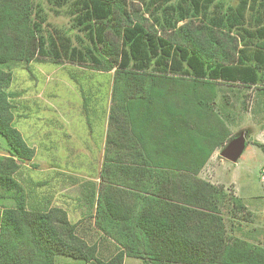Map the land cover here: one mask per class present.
<instances>
[{
    "label": "trees",
    "instance_id": "1",
    "mask_svg": "<svg viewBox=\"0 0 264 264\" xmlns=\"http://www.w3.org/2000/svg\"><path fill=\"white\" fill-rule=\"evenodd\" d=\"M45 3L68 17L66 29L48 21ZM31 62L113 71L93 212L84 215L92 243L78 233L82 218L28 205L15 178L34 149L14 126L10 68ZM217 82L264 94V0H0V204L12 201L0 211V264H264V246L227 234L222 208L235 216L243 200L199 177L232 137L213 143L219 128L200 125L222 113ZM174 84L185 110L170 105ZM102 241L114 245L104 255Z\"/></svg>",
    "mask_w": 264,
    "mask_h": 264
},
{
    "label": "rangeland",
    "instance_id": "2",
    "mask_svg": "<svg viewBox=\"0 0 264 264\" xmlns=\"http://www.w3.org/2000/svg\"><path fill=\"white\" fill-rule=\"evenodd\" d=\"M43 6L48 21L66 29L68 17L52 12L46 3ZM28 68L22 64L10 68L13 79L8 90L17 93L11 99L14 126L34 149V156L20 164L15 178L28 205L60 206L67 210L72 222L82 218L78 233L92 243L97 235L92 221L85 220L84 215L93 212L88 201L98 183L113 71H92L67 63L31 62ZM222 83H214V90L219 94V99L214 100L215 112L217 105L230 104L236 115L232 128L224 127L225 133L219 129L222 133L215 139L226 137L227 133L233 137L243 131L246 146L236 162L215 157L199 177L216 186L223 185L225 191L243 200L245 208L235 216L228 210V203L222 208L227 234L264 246V183L259 179L264 151L256 144H264V94L242 86V90L233 92L232 86ZM181 89L173 91L177 99L173 97L170 105L185 110L187 104L177 97L185 91ZM216 115L200 124L202 128L210 129L208 125ZM3 155H6L5 144L0 137V156ZM11 205V200H3L0 211ZM232 220L234 226H231ZM99 246L102 255L107 254L104 248L114 247L110 241H102ZM58 263L80 264L65 257H59ZM124 264H141V261L126 257Z\"/></svg>",
    "mask_w": 264,
    "mask_h": 264
},
{
    "label": "crops",
    "instance_id": "3",
    "mask_svg": "<svg viewBox=\"0 0 264 264\" xmlns=\"http://www.w3.org/2000/svg\"><path fill=\"white\" fill-rule=\"evenodd\" d=\"M222 85L223 86H225L223 83H222ZM222 86V87H223ZM175 87H177V84H174V86H173V91H176V89L177 88H175ZM229 87V86H228ZM231 89H233V92H236V91H239L241 88H240V85H238V84H233L232 85V88ZM179 90V89H178ZM242 90V89H241ZM173 91H166V95L167 96H172V97H174V99H177L176 98V95H173V94H176V93H174ZM228 91V90H227ZM234 94V93H233ZM219 95V94H218ZM222 95H223V93H222ZM235 98H236V96H235ZM174 99H171V101H173ZM219 99V96H217V100ZM179 100V99H178ZM170 101V102H171ZM181 101V100H180ZM178 102V101H177ZM178 103H181V102H178ZM183 103V102H182ZM168 104H169V101H168ZM172 108L175 110H178L179 111V107L177 106V105H173L172 106ZM184 108V107H183ZM217 108L222 112L221 114H218L217 115V117L219 116V120L217 119V117L215 116L213 119H212V121H211V124H209L208 125V128H210L211 129V127H212V129L213 128H215L214 126H216V127H219V129H221V131L222 132H224V127H226L227 129H230V128H232V126H233V122H234V118H235V116L234 115H236V114H234V109H233V107L231 106L230 107V104H221L220 106H218L217 105ZM231 111V112H230ZM233 113V114H232ZM212 116V115H211ZM210 129H208L207 131L210 133L211 131H210ZM221 132V133H222ZM225 133V132H224ZM105 136H106V134H105ZM220 137V136H219ZM202 138H204V139H206L207 138V136H203ZM221 138L222 137H220L219 139H216L217 141H215L214 140V142L213 143H218V142H220L221 141ZM213 140V137H212V139H211V141ZM104 141H105V138H104ZM207 142H209L208 140H206ZM104 148V147H103ZM204 150L205 151H207L208 152V150H209V148L208 147H205L204 148ZM222 149L220 148V149H218V148H215L213 151H212V153L210 154V156H209V158H208V160H207V162L205 163V165L203 166V169H202V171L204 170V169H206L208 166H209V163H211V161L215 158V157H217L219 160H220V158H219V154H220V151H221ZM184 155H185V153L184 152H182ZM221 157V156H220ZM223 159V158H222ZM183 161V160H182ZM183 163H185V162H183ZM165 167H175V166H171V164H170V162H168L167 163V165H164ZM201 174H202V172H201Z\"/></svg>",
    "mask_w": 264,
    "mask_h": 264
},
{
    "label": "water",
    "instance_id": "4",
    "mask_svg": "<svg viewBox=\"0 0 264 264\" xmlns=\"http://www.w3.org/2000/svg\"><path fill=\"white\" fill-rule=\"evenodd\" d=\"M246 146L245 134L241 131L238 135L233 136L220 151L223 159L236 162L243 153Z\"/></svg>",
    "mask_w": 264,
    "mask_h": 264
},
{
    "label": "built area",
    "instance_id": "5",
    "mask_svg": "<svg viewBox=\"0 0 264 264\" xmlns=\"http://www.w3.org/2000/svg\"><path fill=\"white\" fill-rule=\"evenodd\" d=\"M259 179L262 183H264V165H262L259 170Z\"/></svg>",
    "mask_w": 264,
    "mask_h": 264
}]
</instances>
